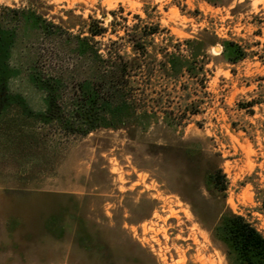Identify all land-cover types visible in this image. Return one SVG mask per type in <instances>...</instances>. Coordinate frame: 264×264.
Masks as SVG:
<instances>
[{"label":"rangeland","instance_id":"374dc122","mask_svg":"<svg viewBox=\"0 0 264 264\" xmlns=\"http://www.w3.org/2000/svg\"><path fill=\"white\" fill-rule=\"evenodd\" d=\"M41 2L51 5L49 15L72 9L105 24L122 7L128 23L138 14L178 39L208 28L255 53L213 70L206 64L204 87L184 75L167 78L153 63L150 102L199 105L181 123L159 114L134 138L122 129L70 135L55 125L27 156L18 148L0 154V264H229L212 236L221 211L264 232V102L253 113L237 106L264 100V0L217 7L204 0ZM220 51L218 44L208 49ZM30 157L34 167L25 170ZM216 170L223 178L211 182Z\"/></svg>","mask_w":264,"mask_h":264},{"label":"trees","instance_id":"16d2710c","mask_svg":"<svg viewBox=\"0 0 264 264\" xmlns=\"http://www.w3.org/2000/svg\"><path fill=\"white\" fill-rule=\"evenodd\" d=\"M204 1L214 7L224 4ZM50 8L41 0L0 5V154L4 156L13 155L11 148H18L14 153L21 158L27 156L37 144L35 139L47 140L44 130L55 125L70 135L122 129L134 138L159 114L168 123H181L198 114L199 105L184 102L177 108L150 102L153 63L162 64L167 78L184 75L194 86L204 87L206 64L212 62L213 70L255 53L208 28L178 39L138 14L128 23L122 7L109 11L106 24L72 9L61 10L65 17L49 15ZM217 44L221 51L210 54L209 47ZM189 87L188 82L180 85L184 96ZM262 102L251 99L237 106L253 113L251 107ZM22 165L33 169L34 162L30 157ZM216 175L223 178L216 170L210 174L211 182ZM212 236L226 247L229 264H264V232L246 217L229 208L221 211Z\"/></svg>","mask_w":264,"mask_h":264},{"label":"water","instance_id":"95a60500","mask_svg":"<svg viewBox=\"0 0 264 264\" xmlns=\"http://www.w3.org/2000/svg\"><path fill=\"white\" fill-rule=\"evenodd\" d=\"M213 48H214V49H217V45H214Z\"/></svg>","mask_w":264,"mask_h":264}]
</instances>
